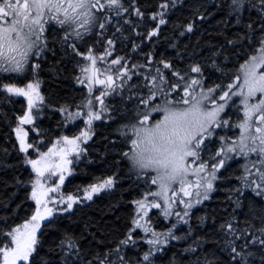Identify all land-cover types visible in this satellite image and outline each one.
<instances>
[{"label": "snow or ice", "instance_id": "1", "mask_svg": "<svg viewBox=\"0 0 264 264\" xmlns=\"http://www.w3.org/2000/svg\"><path fill=\"white\" fill-rule=\"evenodd\" d=\"M180 7H191L192 19L174 26V62L156 55L155 41ZM212 8L160 0L157 11L145 13L138 0H0V105L26 99L22 114H15L18 143L12 148L20 164L30 166L28 180L14 174L0 182L16 191L30 187L26 197L34 201L23 217L16 205L20 222L0 219V264H264V0H215ZM217 13H223V43L209 40L207 55L199 42L181 48L182 38ZM129 42V51L119 54L117 45ZM145 42L148 51L134 60ZM230 54L236 59L226 70ZM185 60L186 67L178 66ZM209 61L219 73L215 78L212 72L205 78ZM65 62L78 70L75 83L86 86L74 105L41 91L43 74L59 73ZM48 113L61 116L57 130L79 131L49 140L40 119ZM117 116L126 122L107 149L118 156L117 170L84 186L82 194L63 192L66 174L89 151L94 122L116 123ZM149 148L167 151L170 160L154 161L146 156ZM2 151L0 175H6L16 165L6 159L9 150ZM233 161H242L231 177L236 183L224 190L218 208L208 209L225 179L221 170ZM159 163H171V182L158 180ZM126 177L134 195L125 201L131 212L123 234L100 239L87 222L78 235L72 227L77 210L113 193ZM14 199L15 192L8 203ZM52 231L59 235L49 236ZM85 236L91 237L87 245Z\"/></svg>", "mask_w": 264, "mask_h": 264}, {"label": "trees", "instance_id": "2", "mask_svg": "<svg viewBox=\"0 0 264 264\" xmlns=\"http://www.w3.org/2000/svg\"><path fill=\"white\" fill-rule=\"evenodd\" d=\"M127 3V0H125ZM142 11L145 13H151L153 11H157V5L160 0H138ZM191 4L198 5L200 3L205 4L207 8L212 11L215 9L212 8V5L215 3V0H190ZM223 16V13H217L215 18H210L203 25H198V30L194 35H187L181 39L180 44L181 48L184 44L189 45V50L192 49V46L197 45L199 42V46L201 50L207 55L208 49L206 44L209 40L213 41L216 44H221L224 42L223 35L221 32L223 29L219 27V20ZM133 19H136L133 14ZM192 19V8L191 7H180L178 10H175L170 13L168 20L169 23L167 26H162V31L160 33L159 40L155 41L156 48L155 53L159 56L161 53L164 54L166 58L173 59L176 62V52L177 49L170 47V43L174 39L173 29L174 26L178 23H184L187 20ZM139 22V21H137ZM145 25L150 24L147 16L144 21ZM234 29H230L233 31ZM132 29H126V35L131 34ZM137 42H139L138 37H133ZM92 43V39L89 38L85 42V46ZM131 47L130 42L123 48L117 45L119 54L123 55L129 51ZM149 44L145 42L142 46L141 52L139 55L133 56L134 60H141L143 54L148 51ZM115 58V53L110 59ZM196 59H200L197 57ZM236 57L233 55H229V59L224 61V67L226 70L232 69L233 64L235 63ZM188 61H180V67H186ZM78 70L70 63L65 62V67L61 68L59 73L53 75L48 73L47 71L43 74L44 83L41 85V91L43 94L47 96H51L53 101L64 102L67 101L72 103L73 105L81 99V90L86 92V86L78 85L74 80V73ZM167 71V70H166ZM213 73V78L219 75L216 69L211 67L210 61L208 62V67L205 68V78L208 77V73ZM170 75V73H169ZM58 77V78H57ZM20 86H23L22 84ZM96 88H100L99 85L95 86ZM96 95L99 93L96 92ZM17 102L2 104L0 105V109H3L4 112H7L8 118L11 119L12 123H9L8 119H5L2 112H0V158L3 157V149L7 148L9 150L10 155L6 157L9 163L15 164L14 172L10 171L6 175H0V181L8 179L10 176L14 174H19L21 179L28 180L30 166L21 165L20 160L21 156L17 154V152L13 151V144L18 143L15 138V134L12 131V128L15 126V114H22V107L26 106V100L22 97L14 98ZM115 106L117 109L121 107L119 103V98H117L115 102ZM97 107H99L97 103ZM73 110H75L73 108ZM229 115H232V110H227ZM123 115V113H121ZM42 121L41 127L44 129H48L47 138L49 140L54 139V137L58 134H75L79 131L77 128H71L68 132H65V129L61 128L57 130V121L61 119L59 114L48 113V116L41 117ZM79 119V118H78ZM101 120H104L102 116ZM126 122L121 119L120 116L116 117V123H112L110 121H105L102 123L101 121L94 122L95 128V136L93 137V141H89V151L81 157L79 163H77L76 167L70 172L66 174L65 184L62 186V191L66 193L75 194L77 190H81L84 186L97 182L98 179L106 178L108 175H111L114 171L117 170L115 160L118 159V156L115 152L109 151L107 149H111L112 144L110 141L115 136V129L121 124ZM107 125V126H105ZM31 127V126H25ZM84 125L81 124L80 128H83ZM31 136L32 133L30 132ZM38 139V137H37ZM159 147V145H158ZM46 150V149H45ZM159 152V151H156ZM146 156L152 158L149 153ZM242 161L240 162H232L231 167L228 168L227 171L222 170L223 179L219 183L220 191L214 193V198L207 202L206 207L208 209L218 208V205L221 201L224 200L225 189H227L230 185L235 184L236 180L234 175H238V169L240 168ZM28 169V170H26ZM3 170L0 169V172ZM127 173V167L124 165L120 166V175L125 176ZM34 175V174H33ZM231 178V179H229ZM15 192V199L11 204L8 203L9 199L12 197V194ZM26 193H30V187L24 188L21 187L19 191H16L15 187L12 185L5 186L4 183L0 182V219L4 217H9L8 223L20 222L13 213L16 210V205L21 204L19 210V216L23 217L26 214V210H30L34 207V201H31L26 197ZM134 193L130 190V180L126 177L121 180L115 191L110 195H100L98 198H94V202L87 201L86 206H81L76 215L72 217V220L76 223L72 225L75 229L76 233L79 235L81 231L84 229V225L87 222H91L92 227L88 231L96 232L97 236L100 239L105 238V233L111 232L116 236L122 235L125 229V226L128 222V216L131 212L130 206L125 203L132 198ZM23 201V203H21ZM7 205L8 211L4 210V206ZM118 205V207H114ZM201 213L198 212L197 215ZM219 216V212H217ZM68 220H64L62 224L64 226L69 225ZM160 226H165L164 222L161 221ZM49 236H58L59 233L52 231L48 234ZM91 239L90 236H85L83 243L87 245V242ZM182 245H175V247H181Z\"/></svg>", "mask_w": 264, "mask_h": 264}, {"label": "clouds", "instance_id": "3", "mask_svg": "<svg viewBox=\"0 0 264 264\" xmlns=\"http://www.w3.org/2000/svg\"><path fill=\"white\" fill-rule=\"evenodd\" d=\"M152 159L154 161H161L166 163L170 160V155L167 151H159L152 154ZM165 163L157 164L156 168H157L158 180L160 182L167 183L173 180L174 175L172 172L171 163H167V166H165Z\"/></svg>", "mask_w": 264, "mask_h": 264}, {"label": "rangeland", "instance_id": "4", "mask_svg": "<svg viewBox=\"0 0 264 264\" xmlns=\"http://www.w3.org/2000/svg\"><path fill=\"white\" fill-rule=\"evenodd\" d=\"M229 110V109H228ZM27 126V125H26ZM156 151H159V150H152L151 148H149V150L146 152V154L147 153H149V155L151 156V154H153V153H155ZM234 162V161H233ZM230 163H232V162H230ZM222 171V170H221Z\"/></svg>", "mask_w": 264, "mask_h": 264}, {"label": "flooded vegetation", "instance_id": "5", "mask_svg": "<svg viewBox=\"0 0 264 264\" xmlns=\"http://www.w3.org/2000/svg\"><path fill=\"white\" fill-rule=\"evenodd\" d=\"M93 141V140H92Z\"/></svg>", "mask_w": 264, "mask_h": 264}]
</instances>
